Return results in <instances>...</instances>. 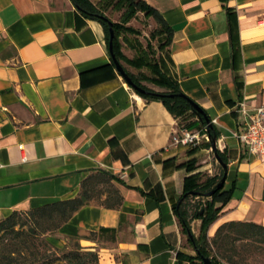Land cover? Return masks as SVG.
Listing matches in <instances>:
<instances>
[{"label": "crops", "instance_id": "obj_1", "mask_svg": "<svg viewBox=\"0 0 264 264\" xmlns=\"http://www.w3.org/2000/svg\"><path fill=\"white\" fill-rule=\"evenodd\" d=\"M145 1L171 28L159 66L205 111L227 156L230 196L206 236L230 221L264 226V157L234 135L239 101L264 105V0ZM178 127L126 83L104 27L71 0H0V220L75 197L85 182L89 200L48 236L54 245L78 234L98 264H199L174 210L188 174L177 165L218 169L205 138L191 154L170 143ZM190 223L197 237L200 220Z\"/></svg>", "mask_w": 264, "mask_h": 264}, {"label": "trees", "instance_id": "obj_2", "mask_svg": "<svg viewBox=\"0 0 264 264\" xmlns=\"http://www.w3.org/2000/svg\"><path fill=\"white\" fill-rule=\"evenodd\" d=\"M71 1L86 17L94 18L101 23L109 46L108 21L111 19L91 0ZM110 2L115 10L123 11L119 21L111 20L114 30L113 55L125 69L132 83L147 90V92L135 91L148 100L161 101L175 116L179 127L185 125L193 129L199 125L205 126L198 112L191 106L190 101L192 100L159 66V51L170 41L171 28L169 25L160 19L157 11L145 0H111ZM139 11L147 17L152 16L159 24V28L151 35L153 37H157L158 34L163 35L165 40L161 41L156 49L149 40L146 41V45H143L136 38L141 33L140 30L127 24ZM130 35L135 38H130ZM123 47L129 48L132 55L125 54ZM145 82L154 84L157 88H151ZM186 116H191L193 119L190 122H182ZM206 133L210 137L207 147H210L211 140L213 136L218 135V131L212 124L206 126ZM198 146H193L188 152L194 153ZM217 151L222 161L227 163L226 153L219 149ZM195 163L196 159L191 158L177 165L188 172L183 178L182 199L174 205L183 231L193 237L192 242L196 247V254L188 255L187 258L196 259L199 264H203L201 256L204 255L209 256L213 264H218L219 259L230 264H241L236 257L244 251L246 246L264 245V226L247 221H230V223L221 225L216 231L215 238L209 241L206 236L207 229L221 212V207L229 199L230 193L223 190L224 184L217 187L224 173L222 165L217 163V172L202 178L201 172L192 173L196 169ZM99 178L109 181L113 179V176L100 171ZM82 184L83 190L75 197L30 207L28 210L15 209L1 218L0 264H98L97 251L85 249L79 242L78 234L65 237V241L75 243L73 248L65 245L57 247L48 239L49 235H55L58 232L60 226L67 222L76 210L88 202V190L85 182ZM211 191L213 192L209 194ZM195 197L198 200L192 202ZM194 218L199 219L201 223L197 237L190 230V221ZM211 245L217 257L213 255Z\"/></svg>", "mask_w": 264, "mask_h": 264}, {"label": "built area", "instance_id": "obj_3", "mask_svg": "<svg viewBox=\"0 0 264 264\" xmlns=\"http://www.w3.org/2000/svg\"><path fill=\"white\" fill-rule=\"evenodd\" d=\"M237 107L239 122L234 135L250 154L264 157V105H258L250 109L244 101H239ZM206 126L202 128L203 134L200 133L201 130L197 131L185 125L178 127L177 130L171 133L170 143L182 146H196L202 137L209 140Z\"/></svg>", "mask_w": 264, "mask_h": 264}, {"label": "rangeland", "instance_id": "obj_4", "mask_svg": "<svg viewBox=\"0 0 264 264\" xmlns=\"http://www.w3.org/2000/svg\"><path fill=\"white\" fill-rule=\"evenodd\" d=\"M91 1L94 2L99 7V9H101L105 13V15L108 16L111 20L119 21L123 11L115 10L112 7V2H110L111 0H91ZM127 24L133 26L135 29L137 28L138 30H140L141 33L136 38L139 39L143 45H146V41L149 40L152 43L153 48L156 49L158 48L161 41L165 40L163 35L158 34L157 37H153L151 35V33H154L155 30L159 28V24H157V22L153 19L152 16L147 17L141 11L137 12L136 15L127 22ZM129 37L132 39L135 38V36L133 35H130ZM125 48L127 49V51L129 50V48L127 47ZM145 84L151 88H157V86H155L154 84L152 85L151 83L148 82H145ZM191 120H192L191 116H186L185 118H183L182 122L183 121L190 122ZM210 160L213 162V165L216 166V169H218V165H217L218 162L215 159L214 155L210 158ZM202 175L203 178L207 174L202 173ZM195 200H198V198ZM65 242H66L64 244L65 246H68L70 248L71 247L73 248V246H75V243L72 241H65ZM243 250L244 251H242L240 255L236 257L239 263L264 264V245H259V246L248 245Z\"/></svg>", "mask_w": 264, "mask_h": 264}, {"label": "water", "instance_id": "obj_5", "mask_svg": "<svg viewBox=\"0 0 264 264\" xmlns=\"http://www.w3.org/2000/svg\"><path fill=\"white\" fill-rule=\"evenodd\" d=\"M112 21L109 20L108 24H109V53L112 56L114 65L116 67V69L119 71V73L121 74V76L123 77V79H125L126 83L130 84V86H132V88L134 90H136L137 92H147V90H145L142 87H138L136 86L134 83H132L129 75L127 74V72L125 71V69H123L121 67V65L119 64L118 60L115 58V55H113V51H112V38L114 36V30L113 27L111 26ZM191 106L198 112L200 118L206 123L207 126H211V122L209 120V118L207 117L205 111L201 108H199V106L197 105V103L190 101ZM208 139H210L209 135L207 134ZM211 151L214 152V155L216 157L217 162L223 166L224 168V173L222 175V177L220 178V182L217 184V187H220L223 185L224 181H225V176H226V170H227V165L225 164V162L222 161V159L220 158V155L217 151V147H216V137L213 136L212 140H211ZM213 191L209 192V194H211ZM196 249V247H195ZM201 260L203 261V264H213L211 258L209 256H201Z\"/></svg>", "mask_w": 264, "mask_h": 264}]
</instances>
